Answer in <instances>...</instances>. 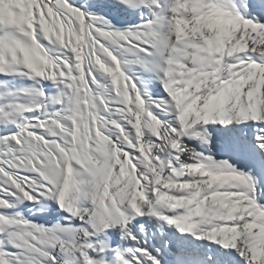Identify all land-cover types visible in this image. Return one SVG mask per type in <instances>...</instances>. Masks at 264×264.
I'll use <instances>...</instances> for the list:
<instances>
[{
  "label": "snow or ice",
  "instance_id": "snow-or-ice-1",
  "mask_svg": "<svg viewBox=\"0 0 264 264\" xmlns=\"http://www.w3.org/2000/svg\"><path fill=\"white\" fill-rule=\"evenodd\" d=\"M259 188L264 0H0V264H264Z\"/></svg>",
  "mask_w": 264,
  "mask_h": 264
},
{
  "label": "rangeland",
  "instance_id": "rangeland-1",
  "mask_svg": "<svg viewBox=\"0 0 264 264\" xmlns=\"http://www.w3.org/2000/svg\"><path fill=\"white\" fill-rule=\"evenodd\" d=\"M126 22L125 23H127V20H125ZM134 22H136V21H134ZM133 22V23H134ZM128 23H130V22H128ZM214 151H216L217 149L216 148H214L213 149ZM258 195H264V188H262V191H260V189H258ZM31 218V217H30ZM39 222V221H38Z\"/></svg>",
  "mask_w": 264,
  "mask_h": 264
},
{
  "label": "bare ground",
  "instance_id": "bare-ground-1",
  "mask_svg": "<svg viewBox=\"0 0 264 264\" xmlns=\"http://www.w3.org/2000/svg\"><path fill=\"white\" fill-rule=\"evenodd\" d=\"M136 17H133L132 19H130V20H127V23L128 22H130V23H133L134 21H136ZM124 23L126 22V21H123ZM24 83H27V82H24Z\"/></svg>",
  "mask_w": 264,
  "mask_h": 264
},
{
  "label": "trees",
  "instance_id": "trees-1",
  "mask_svg": "<svg viewBox=\"0 0 264 264\" xmlns=\"http://www.w3.org/2000/svg\"><path fill=\"white\" fill-rule=\"evenodd\" d=\"M260 189V191H262V188H259Z\"/></svg>",
  "mask_w": 264,
  "mask_h": 264
}]
</instances>
